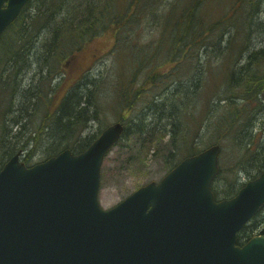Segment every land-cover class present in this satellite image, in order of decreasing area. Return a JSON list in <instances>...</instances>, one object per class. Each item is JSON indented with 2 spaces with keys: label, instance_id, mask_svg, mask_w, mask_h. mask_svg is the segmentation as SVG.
I'll use <instances>...</instances> for the list:
<instances>
[{
  "label": "trees",
  "instance_id": "16d2710c",
  "mask_svg": "<svg viewBox=\"0 0 264 264\" xmlns=\"http://www.w3.org/2000/svg\"><path fill=\"white\" fill-rule=\"evenodd\" d=\"M263 7L264 0H32L0 38V169L18 150L33 165L38 144L47 158L83 152L96 138H82L84 130L114 110L129 163L147 148L150 158L162 153L169 171L217 144L211 190L216 201L234 197L264 171ZM108 31L113 74L101 86L114 89L111 109L96 103L97 66L81 56ZM262 213L237 245L264 234Z\"/></svg>",
  "mask_w": 264,
  "mask_h": 264
},
{
  "label": "water",
  "instance_id": "95a60500",
  "mask_svg": "<svg viewBox=\"0 0 264 264\" xmlns=\"http://www.w3.org/2000/svg\"><path fill=\"white\" fill-rule=\"evenodd\" d=\"M29 1L0 0V36ZM122 132L114 123L84 152L65 150L30 168L21 152L5 163L0 264H264V237L236 245L264 204V171L232 199L215 202L218 145L102 210L101 165Z\"/></svg>",
  "mask_w": 264,
  "mask_h": 264
},
{
  "label": "rangeland",
  "instance_id": "374dc122",
  "mask_svg": "<svg viewBox=\"0 0 264 264\" xmlns=\"http://www.w3.org/2000/svg\"><path fill=\"white\" fill-rule=\"evenodd\" d=\"M264 8V7H263ZM149 37H147L148 39ZM259 42V41H256ZM114 43V33L108 31L97 39L92 41L88 47H86L84 54L82 53V61L85 66L95 61L96 71L95 76L92 78L98 80V89L96 91V103L98 106L111 109L112 95L114 89L104 88L103 85L106 81L105 77H112L113 58H110L112 45ZM96 57V58H95ZM76 58V57H75ZM81 57H77L75 60L80 61ZM74 64V61H72ZM71 64L69 67H71ZM69 67L66 71L69 70ZM110 68V71H109ZM67 79V81L71 80ZM66 81V82H67ZM101 86V87H99ZM96 89V88H94ZM88 90H93L89 87ZM107 99V100H106ZM112 111L105 112L98 117L96 123L91 124L89 130H84L82 138L93 135L102 130L105 126L118 122L119 117ZM141 111H134L136 114H140ZM130 117V116H129ZM264 130V128H263ZM166 140V139H165ZM42 143V142H41ZM144 151L140 150V154ZM47 158L45 149L41 144H38L34 152V162H41ZM126 150H121L119 145L114 147L103 162L101 173V185L98 194L99 205L103 210H109L136 191L138 188L150 183L159 182L167 173L168 170L162 169L163 158L162 153H156L154 157L150 158V153L147 154V148L143 153L142 159L134 163H129ZM264 217V212L262 213Z\"/></svg>",
  "mask_w": 264,
  "mask_h": 264
}]
</instances>
